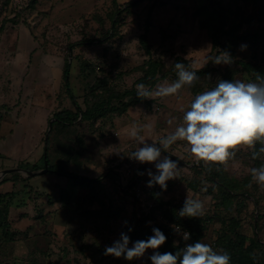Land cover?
Instances as JSON below:
<instances>
[{
	"label": "rangeland",
	"instance_id": "obj_1",
	"mask_svg": "<svg viewBox=\"0 0 264 264\" xmlns=\"http://www.w3.org/2000/svg\"><path fill=\"white\" fill-rule=\"evenodd\" d=\"M128 1L133 6L125 5L121 11ZM2 25L0 173L23 169L36 175L10 174L11 181L0 185V196L6 197L0 222L9 224L0 229V264H150L151 249L133 261L104 254L122 232L132 238L129 222L141 208L134 196L124 192L133 190L137 180L146 185L151 202L160 209L155 220L137 233L150 232L155 222L173 224L163 211L176 206L179 212L186 197L196 198L203 202L204 214L184 218L201 233L200 242L227 252L229 239L224 237L235 232L245 238L244 248L257 242L256 260L264 262V188L252 181L249 171L264 163V155L253 159V150L240 149L226 166L205 167L186 152L185 142L177 141L162 151L161 158L167 153L180 161L181 168L176 179L167 181L166 190L147 186V170L155 174V164L129 158L138 147L131 136L134 124L152 125L150 133L140 134L150 144L157 142L175 130L196 94L211 90L220 80L255 81L259 71L247 73L242 62L264 71L262 40L253 39L264 33V13L259 14L253 0H24L17 6L14 0H0ZM219 27L221 45L216 47ZM144 35L150 56L142 45ZM242 44L247 45L243 51ZM222 51L231 54L232 63L212 62ZM150 59L159 65L155 80L165 77L156 85L177 79V62L194 65L191 71H207L178 95L147 99L149 105H133L123 115L78 121L48 132L57 113L75 110L63 85L66 61L71 63L72 92L86 109L113 93L145 84ZM48 133L52 162L61 160L66 171L101 178V183L82 188L67 178L39 175L45 168ZM27 164L30 169L22 168ZM213 174L226 177L221 179L232 185V196L215 185Z\"/></svg>",
	"mask_w": 264,
	"mask_h": 264
},
{
	"label": "clouds",
	"instance_id": "obj_2",
	"mask_svg": "<svg viewBox=\"0 0 264 264\" xmlns=\"http://www.w3.org/2000/svg\"><path fill=\"white\" fill-rule=\"evenodd\" d=\"M246 48V44L240 46L241 51ZM232 60L229 52L222 51L212 62L230 64ZM189 67L184 63H175L177 79L172 82L164 81L154 88L143 83L137 84V96L140 99L154 100L178 95L181 89L185 86L192 87L199 79ZM174 120L175 118L170 120L169 124ZM151 130L152 125L132 126L131 136L137 140L138 147L129 154L130 159L141 164H155V174L147 170L150 178L148 187L159 185L162 190H166L167 181L178 177L181 171L178 162L168 156L161 158L162 151L167 152L177 141L185 142L186 152L197 164L205 167L212 164L226 166L237 151L245 148L253 150L252 158L257 159L264 155V77L257 74L255 81L250 82L220 80L211 90L195 95L173 132L150 144L140 133H150ZM257 144L260 145L258 151ZM249 171L252 181L264 188V163ZM178 214L180 217H200L204 214V204L199 199L186 197ZM173 228L176 232H181L179 226L174 225ZM152 231L153 235L147 240H137L131 247L129 235L122 232L120 239L106 247L104 254L133 261L144 257L146 251L151 249V264H231V257L226 251L218 252L200 241L186 244L176 254L161 253L158 249L165 244L167 237L158 228H153ZM190 235L187 231L182 232L183 240L188 241Z\"/></svg>",
	"mask_w": 264,
	"mask_h": 264
},
{
	"label": "trees",
	"instance_id": "obj_3",
	"mask_svg": "<svg viewBox=\"0 0 264 264\" xmlns=\"http://www.w3.org/2000/svg\"><path fill=\"white\" fill-rule=\"evenodd\" d=\"M255 7L258 9L259 14L264 13V0H253ZM258 2L260 4L258 5ZM125 5L133 6L131 1L125 2L122 7L120 8L121 11L125 9ZM258 5V6H257ZM124 7V8H123ZM120 12V11H119ZM250 22V21H249ZM5 25L0 26V32L4 31ZM222 32L221 27L217 30V33L214 36V44L216 47L220 46V36L219 33ZM254 40L260 41L262 40V54H263V59H264V33L263 35H255L253 37ZM243 40H247L243 38ZM92 41L87 42V43H79L80 45H86V44H91ZM142 45L143 48L146 50V53L150 56L151 55V46L147 42L146 36L144 35L142 37ZM242 67L247 71L249 74H253L255 72V69L259 71V75L261 77H264V71L252 66L249 63H241ZM159 69V65L156 61L150 59L147 63V69L145 70V75H144V82L145 85L149 86L150 88H153L154 85L157 84V82L165 79V77H161L155 80L157 76V72ZM70 71H71V63L70 61H66L65 63V68L63 72V82H64V89L66 91V94L68 97L71 99V102L73 104V107L75 110H66L57 113L54 118L55 121L52 123V130L50 133H53L56 129L58 128H68L74 126L78 121L82 123H92L95 121H98L102 118H105L109 115H123L124 113L127 112V110L133 106L137 105L140 103H146L149 105L150 101L147 99H140L137 96L136 90L132 91H126L124 93H113L110 97L107 99H103L101 101H97L94 104H89L87 105L86 109H82L79 103L77 102V99L75 95L72 92L71 89V82H70ZM197 74L198 77H201L206 71V69L203 70H194ZM256 78V76L254 77ZM93 94L95 92V89L92 90ZM48 133L46 140H45V149L43 153V160L44 162L47 163L48 169L50 170L48 174L56 175L59 177L67 178L70 180H73V182L82 188H90L93 185L100 184L101 183V178L97 179H90L86 177H80L74 173L66 171L64 168V164L61 160L56 161L55 163L52 162L49 156V151H50V136L51 134ZM166 156H168L170 159H173L175 161H178L174 157H171L167 153H163ZM180 162V161H178ZM22 168L30 169V165H24ZM32 170L35 171L37 170L36 166L32 167ZM29 172H32L28 170ZM209 174V173H208ZM15 177L18 176L19 174L15 173L13 174ZM223 175V174H222ZM221 174H213V182L215 185H218L221 188L222 192H226L229 196H232V192H234V189L232 185H230V182L227 181V179H221L224 178L222 177ZM226 178V177H225ZM11 181L9 175L6 176L1 182V184L7 183ZM63 191V196L66 197V193L64 190ZM124 194H130V196H134L133 190L130 189L129 191L124 192ZM234 195V194H233ZM7 196V195H6ZM235 196V195H234ZM8 197H11V194L8 195ZM6 197L0 196V208L3 207L5 203H3L4 199ZM159 207L154 204L153 211L151 212L150 215H145L142 209L137 208L136 212L133 213V217L129 222V227L132 229L131 230V235L132 238H130L131 242H135L137 240H147L150 236L153 235V228H158L160 229L165 236L167 237V240L164 245H162L158 251L161 253L164 252H171L173 254H176L180 249H183L185 247V242L180 238L178 234H176L173 229L165 224H159L157 222L154 223V225L149 229L148 228V233H137V229L142 230L147 227L146 222L148 221H154L156 215H154L156 212H158ZM177 207L172 206L171 208H168L167 210L163 211L162 214H165L166 218L170 222L176 225H180L182 228L188 230L191 234V239H193V243L196 241H200L202 239V235L200 232H195L191 228L192 222L187 221L184 217H180L178 212L176 211ZM160 210V209H159ZM142 211V213H141ZM9 224L8 223H2L0 222V229H8ZM135 229V230H134ZM233 232V231H232ZM7 236L9 233H5ZM231 237L227 236L224 237L225 239H229L228 245L226 247L227 253L231 257V264H259L256 260L255 253L253 251V248L258 247V244L256 241H253L250 247L245 246V238L238 235L237 233L233 232L230 233ZM235 238V239H234ZM255 247V248H256ZM151 264V263H150ZM264 264V262L262 263Z\"/></svg>",
	"mask_w": 264,
	"mask_h": 264
},
{
	"label": "built area",
	"instance_id": "obj_4",
	"mask_svg": "<svg viewBox=\"0 0 264 264\" xmlns=\"http://www.w3.org/2000/svg\"><path fill=\"white\" fill-rule=\"evenodd\" d=\"M23 1L24 0H14V4L17 6V5L21 4ZM131 161L135 162V160H133V159H131ZM133 191H134V199L136 200L139 207L143 210L145 215H150L151 212L153 211L154 205L150 200V194H149V192H147L148 190H146V185L144 183L141 184L139 182V180H137L136 184L133 187ZM166 225L170 226L173 229V231L180 236V238L182 240H183L182 232H184V231L189 232L188 230L182 228L180 225H177L181 229V232L178 233L173 228V226L176 224H170L169 225L168 223H166ZM190 238H191V235H190ZM188 241H184L185 245L189 244Z\"/></svg>",
	"mask_w": 264,
	"mask_h": 264
},
{
	"label": "water",
	"instance_id": "obj_5",
	"mask_svg": "<svg viewBox=\"0 0 264 264\" xmlns=\"http://www.w3.org/2000/svg\"><path fill=\"white\" fill-rule=\"evenodd\" d=\"M52 123H53V121H52V122L50 123V125H49V131H48V132H51V130H52ZM49 171H50V170L48 169V165H47V163L45 162V168H44L43 171H41V172L39 173V175L48 174ZM19 172H20V173H22V172H26V173H28V175H29L30 177H33V176L36 175V173L29 172V171H24L23 169L5 170V171H3V172L0 173V181H1L3 178H5L6 176L10 175V174H15V173H19Z\"/></svg>",
	"mask_w": 264,
	"mask_h": 264
}]
</instances>
